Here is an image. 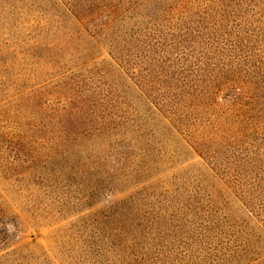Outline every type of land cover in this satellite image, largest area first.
I'll use <instances>...</instances> for the list:
<instances>
[{
    "label": "rangeland",
    "instance_id": "374dc122",
    "mask_svg": "<svg viewBox=\"0 0 264 264\" xmlns=\"http://www.w3.org/2000/svg\"><path fill=\"white\" fill-rule=\"evenodd\" d=\"M62 1L0 0V264H112L124 254L125 264H217L227 253L222 244L246 248L244 232L256 229L223 170L235 144L219 149L215 169L165 144L151 176L110 185L97 158L60 139L47 106L61 101L47 94L37 101L36 92L93 57L110 59ZM180 1L144 0L111 29L133 35ZM228 1L193 5L204 14L231 3L264 16L262 0ZM257 125L263 133L264 119Z\"/></svg>",
    "mask_w": 264,
    "mask_h": 264
},
{
    "label": "trees",
    "instance_id": "16d2710c",
    "mask_svg": "<svg viewBox=\"0 0 264 264\" xmlns=\"http://www.w3.org/2000/svg\"><path fill=\"white\" fill-rule=\"evenodd\" d=\"M143 1L63 0L71 20L90 28L91 41L110 59L91 58L40 88L36 100L59 98L47 109L60 139L97 158L110 185L151 176L165 144L181 145L214 169L222 166L219 149L235 144L223 170L256 230L244 232V249L222 244L227 253L218 263L264 264V128L257 125L264 119V16L231 3L202 14L193 5L202 0H181L133 35L111 29ZM254 134L261 136L253 145L242 144Z\"/></svg>",
    "mask_w": 264,
    "mask_h": 264
}]
</instances>
